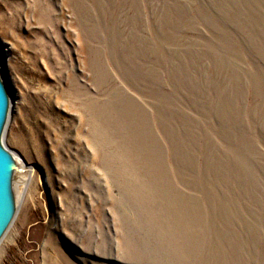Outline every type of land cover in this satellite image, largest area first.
<instances>
[{
	"label": "rangeland",
	"instance_id": "1",
	"mask_svg": "<svg viewBox=\"0 0 264 264\" xmlns=\"http://www.w3.org/2000/svg\"><path fill=\"white\" fill-rule=\"evenodd\" d=\"M0 41V264H264V0H0Z\"/></svg>",
	"mask_w": 264,
	"mask_h": 264
},
{
	"label": "water",
	"instance_id": "2",
	"mask_svg": "<svg viewBox=\"0 0 264 264\" xmlns=\"http://www.w3.org/2000/svg\"><path fill=\"white\" fill-rule=\"evenodd\" d=\"M1 44L0 41V46ZM3 55L0 49V242L17 215L20 196L25 191L30 169V166L26 165L23 159L4 143L14 100L13 87L6 76Z\"/></svg>",
	"mask_w": 264,
	"mask_h": 264
},
{
	"label": "bare ground",
	"instance_id": "3",
	"mask_svg": "<svg viewBox=\"0 0 264 264\" xmlns=\"http://www.w3.org/2000/svg\"><path fill=\"white\" fill-rule=\"evenodd\" d=\"M3 52H4V55H5L6 52H7V50H4ZM6 56L8 57V55H6ZM27 171H28V170H27ZM32 174H33L32 170L29 169V171H28V178H27L28 181L31 180V178H32Z\"/></svg>",
	"mask_w": 264,
	"mask_h": 264
}]
</instances>
